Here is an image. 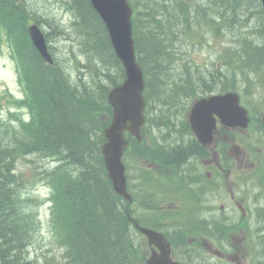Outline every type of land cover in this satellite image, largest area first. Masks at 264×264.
<instances>
[{"label":"trees","instance_id":"1","mask_svg":"<svg viewBox=\"0 0 264 264\" xmlns=\"http://www.w3.org/2000/svg\"><path fill=\"white\" fill-rule=\"evenodd\" d=\"M3 1L0 0V16L6 11ZM18 1L20 2L13 0L11 4L12 11L8 12L10 17L4 18V21L0 18V23L4 22L8 30L22 29L28 20L33 19L35 10L40 14L46 13L44 7L35 2L20 4ZM211 2L213 5L219 4L235 12L244 0ZM71 7L86 23L78 36L80 46L84 47L85 42L91 44L92 56L98 60L104 57L111 59V64L104 65L105 72L100 75L104 74L107 82H113L119 76L115 66L118 62L112 54L97 16L86 7L84 0H72ZM139 8L148 20H143V26L139 25V30H135L137 51L140 59H143L153 73L150 74L151 91L156 93L159 89L157 93L162 97L165 96L162 88L167 82L161 73L169 64L175 63L177 56H172L168 52L170 45L167 41L170 40L166 28H154L155 24L151 19L156 12L155 7L139 5ZM145 10H149L150 14H146ZM20 44H23L21 49L27 57L21 63L26 89L30 95H35L38 89L48 84L52 108L48 116H41L29 105L32 120L29 123L21 122L18 131L12 130L17 137L8 135L10 125L0 120V264H38L37 261L29 260L27 256L28 249L33 243L28 231L25 230V217L21 207L28 199L22 192L18 176L15 175L16 160L19 156L27 154L59 160V165L53 173L55 176L53 181L62 191L57 192L56 202L64 215L77 216L75 219L68 218L71 228L68 236L69 263L129 264L134 250L132 241L134 231L129 230L132 222L128 219L129 211L114 196L104 178L98 151L102 137L97 134L100 130L95 132L96 126L93 123L102 107L99 102L105 89L99 88L100 85L95 83L97 90L88 91L86 89L88 87H84L80 93L69 84L61 72L58 73L57 68L52 72V68L40 62L34 50L29 51L25 42ZM247 56L264 61V47L250 46ZM28 61H32V64L28 65ZM97 79L101 81L100 77ZM183 80L176 78L174 82ZM206 80L216 84L223 83V78L220 79L215 74L206 77L196 74L190 76L186 83L184 81V85L205 84ZM38 175L42 176V180L47 179L44 173ZM135 221L138 225H143L139 224L141 221L136 219ZM56 226L60 228L58 222ZM60 236L61 238L66 236L64 231Z\"/></svg>","mask_w":264,"mask_h":264},{"label":"rangeland","instance_id":"2","mask_svg":"<svg viewBox=\"0 0 264 264\" xmlns=\"http://www.w3.org/2000/svg\"><path fill=\"white\" fill-rule=\"evenodd\" d=\"M30 1H33V0H30ZM34 2L37 5H39L40 7H45L48 10V12L50 10H52L53 14H50L52 16V18L53 19L54 18L60 19V22L57 21L56 19H54V24L59 25L58 28H62V24L68 26V24L70 22V17L68 15H61L62 10L59 8L58 5L54 4V1H52V0H35ZM12 3H13V0H4L3 1L4 7L6 8V10L9 13L12 11L11 10V4ZM136 3L138 5L148 6V8L150 5H152L154 7L151 0H138ZM139 9H141V8H139ZM142 10H144V9H142ZM145 12H146V14H150L149 10H145ZM246 17H247V15H246ZM249 21H250V23H249L250 27L249 28L255 27L257 24V21H258V16L256 14L251 15ZM49 26H51V28H52V22L50 23ZM41 28L45 32L49 33V35L51 37V44L53 47H55V50H57L61 54V56L63 57L62 59H68L69 54H68V49H66L68 46H70L68 41H66L61 35H58V31L55 29H48V27L43 26V25L41 26ZM69 38H73V36L70 34V31H69ZM236 38L238 39L239 37L236 36ZM221 46L225 47V44H222ZM220 48L221 47L215 46L216 50H218ZM203 50H205V49H203ZM187 51H189V50H187ZM195 56H196L198 62H200V60L204 56V53H202V54L195 53ZM178 62H181V59L179 57H176L174 64H176ZM80 70L84 71V69H80ZM78 73H79V70L75 69L74 75H75L76 81H78V77H77ZM234 73L238 76L237 79L241 85L248 86L253 91H255V87H253V85L251 84L252 81L249 84H247V82L242 80V77L239 75V73L236 70ZM261 74H262V70L254 73V75L256 77L260 76ZM5 91H7L9 94H12L16 97L21 96V92H20V89H19L17 81H16L14 65L12 63L10 56H9V51L7 50V48L5 46L1 45L0 46V97L3 94V92H5ZM166 137H167L166 143H159V145H161L160 149H158L159 153H162L163 155H165L167 150H170L171 153H175L177 155V158L179 159L177 152H180L181 153V156L179 159L180 164H182L183 162L191 161L192 155L188 152H191L194 154L195 149H193L192 147H190V148L188 147L190 143L187 140L174 138L171 135H166ZM142 155H146V153L144 151H142ZM166 158L170 160V158H168V157H166ZM37 164L39 166H45L46 165L43 162H41L35 158H28V157L21 158L18 161L17 171H20L22 173L23 178L26 179L29 177V173L27 172V170L31 167V171H32V167H34V166L37 167L38 166ZM192 166H193L192 163H187L186 165H184V170H187L189 174L198 175L197 170L192 171V169H191ZM137 185H139V184H137ZM140 186L143 189L144 194L151 196L153 201L156 199V197H158V199H159L160 197H162L166 194H167V196H172L174 194V193H170V192H167V193L162 192L160 190L155 191L153 194L154 188L149 189V188L144 187L141 184H140ZM33 191H34L33 192L34 195L41 201L45 200L48 196V192L40 184H38L34 188ZM175 194H179V192H177ZM201 194H205V192H202ZM146 206H142V207L150 209L152 204L150 205L148 203V204H146ZM39 215H40V220H41V230L38 233V235L35 237L32 247L29 249V252H31V257L33 259H35L36 261H39L41 264H61V250L59 248H57V245H54L53 239L49 233V229H48V225H47L48 205L46 204L45 201L42 203V205L39 208ZM143 240L144 239H142L141 237L139 238L140 242H144ZM199 258L202 262H204L203 258H201V257H199Z\"/></svg>","mask_w":264,"mask_h":264},{"label":"water","instance_id":"3","mask_svg":"<svg viewBox=\"0 0 264 264\" xmlns=\"http://www.w3.org/2000/svg\"><path fill=\"white\" fill-rule=\"evenodd\" d=\"M116 2L118 3L120 0H117ZM112 4L116 6V4ZM98 9L100 10L99 13L107 26L114 49L125 65L126 75L128 77L127 83L131 88L137 89L139 74L132 61L133 45L131 40L129 15L124 11H119L115 15L113 13V8L110 6H100ZM29 33L34 46L42 56L46 57L47 53L42 35L34 26L30 27ZM138 92L139 91L133 93V100L131 103H128L126 107H123L120 111L115 110L113 117L114 122L112 126L105 131L109 143L103 148L104 161L114 188L117 193L122 196L124 195L125 190L122 177L123 169L119 163V158L125 143L121 140L120 131L125 127L126 121H129L131 124L140 123L141 102L137 100ZM112 98H116V95H113ZM203 109H207V107L197 105L193 110L194 116ZM229 115L230 114L226 109L224 116ZM229 118L232 117L230 116ZM130 131L134 133L136 130L135 128H131Z\"/></svg>","mask_w":264,"mask_h":264},{"label":"bare ground","instance_id":"4","mask_svg":"<svg viewBox=\"0 0 264 264\" xmlns=\"http://www.w3.org/2000/svg\"><path fill=\"white\" fill-rule=\"evenodd\" d=\"M54 4H56L55 1H54ZM136 5H137L138 10L141 12V9H139V5L137 3H136ZM44 9L46 12H48V10L45 7H44ZM160 147H161V145H159V143L157 142V149H160ZM188 147L189 148L192 147L193 149H195L192 144H189ZM142 151L143 150L140 147H138L136 145H132V149H131L129 156H128L129 160L132 163H135L137 158H138V155H142ZM177 153H178V157L180 159L181 153L180 152H177ZM188 153H190L192 155L191 161L183 162L182 164H180V162H179L180 160L177 158V155L175 153H171L170 150H167L165 155H163L162 153H159V154H160V157L162 158V160L164 162H166L168 165H170L172 168L180 169L183 173L186 174V181L183 185L185 192H186L185 198L191 200L195 197H199L202 192H206L204 189L205 174H204V171L197 166L195 154H193L191 152H188ZM263 153H264V147H263ZM143 156H145V155H143ZM166 157L170 158V160L167 159ZM31 158L37 159L36 154H34V155L32 154ZM47 159H48V162H50V163H59L58 162L59 160H56L53 158L52 159L47 158ZM100 159H101L102 168H103L102 172H103L105 180L109 184L110 190L112 191L114 196H116L119 199L120 203L125 206L126 210L129 211V215L132 216L131 218L128 217V219L132 222V225H133V226L129 225V230L131 232H132V230L133 231L136 230L135 234H136L137 239L139 240V238L141 237L142 239H144L143 241L145 242V238L138 232V228H140L142 225H138V223L135 221V219L139 220V221L141 220V223H139V224H144V223L149 222V218L147 215L149 208H145L142 206H146V204H148V203L150 205L154 204L159 199H158V197H156V199L153 201L151 196L144 194V191L141 188L140 184L146 188H149V189L154 188L153 194L157 190H160L162 192H165V191L156 185L154 178L150 172H146L145 175H142L141 173H139L134 168H131L132 174L126 182V189H125L124 195L122 196V195L117 193L113 184L105 177L103 160H102L101 155H100ZM187 163L193 164L191 169H192V171L197 170L198 175L189 174L187 170H184V165H186ZM30 169H31V167H30ZM32 171H33V174H34L36 179L42 180V176H39L38 173H44L46 175V177H48L49 173H51L52 170L48 165L47 166L46 165L45 166H39L38 165L37 167L36 166L32 167ZM137 184H139V185H137ZM177 192H179V191H177ZM167 197H170V196H167ZM185 217H186L187 221H190L193 218V215L192 214H186ZM51 225L53 227L57 228L56 221H51ZM151 225H152V227H156L154 223ZM153 229H155V228H153ZM27 243H28V240L25 241V244H27ZM32 245H30V248L32 247ZM134 248H135V246H134ZM29 249H28V255H27L28 259L36 261L35 259H33L31 257V252H29ZM181 253L187 254L186 250H181ZM194 260L198 264H203V262L200 260V258L198 256H194ZM38 262L39 261H37V263Z\"/></svg>","mask_w":264,"mask_h":264},{"label":"flooded vegetation","instance_id":"5","mask_svg":"<svg viewBox=\"0 0 264 264\" xmlns=\"http://www.w3.org/2000/svg\"><path fill=\"white\" fill-rule=\"evenodd\" d=\"M237 156L239 157V153L237 154ZM224 161H225L224 149L222 147H220L218 150V158L216 160V165H217L218 171H219L221 176H224V170H225ZM238 166H240L239 162H238ZM246 166H249L250 168H252L253 165L252 164L248 165L246 163V165H244V167L246 168ZM256 187L258 188V192H260V188L257 186L255 181H249L248 183H246L244 185H239L237 182L229 183V182L224 181V180L206 181V182H204V189L206 191L205 194H201L199 197L193 198L192 202H195L196 204H198L200 201L206 200L208 198L211 199L214 196L215 199H217L219 202H225L227 200L234 201V207L240 208L241 202L243 201V199H248V198H250L252 200L255 199L254 195L256 193V190H255ZM253 204H254V202H253ZM201 206H202V204H201ZM203 206H206V204H203ZM234 209L231 207L230 211H232V210L234 211ZM218 218H228V216L220 213L218 215ZM228 234L231 235V231H228ZM229 235L223 234V232H221L220 236H221V242L223 243V245L225 243L228 245H232L233 248L236 247L234 251L238 252L239 254H243L244 253V248H243L244 238L240 239L237 242V240L233 239ZM218 243H219V241H218ZM218 256H219L218 260L220 262H224L225 260L232 261V262L225 261V264H235V263L240 264L239 263L240 259H242V260L245 259V255H243L240 258H236V259H231L229 257H225L222 254H219Z\"/></svg>","mask_w":264,"mask_h":264}]
</instances>
